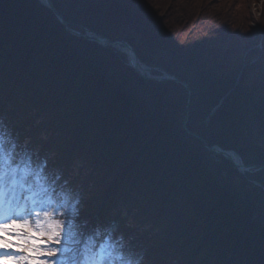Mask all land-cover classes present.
I'll return each instance as SVG.
<instances>
[{
	"label": "trees",
	"instance_id": "obj_1",
	"mask_svg": "<svg viewBox=\"0 0 264 264\" xmlns=\"http://www.w3.org/2000/svg\"><path fill=\"white\" fill-rule=\"evenodd\" d=\"M52 2L70 28L126 41L151 76L188 83L187 129L255 167L242 175L188 133L182 84L144 79L40 0H0L3 158L44 168L40 219L69 230L41 250L72 264L104 250L119 264H264V21L253 30L248 1ZM247 53L259 62L244 67Z\"/></svg>",
	"mask_w": 264,
	"mask_h": 264
},
{
	"label": "snow or ice",
	"instance_id": "obj_2",
	"mask_svg": "<svg viewBox=\"0 0 264 264\" xmlns=\"http://www.w3.org/2000/svg\"><path fill=\"white\" fill-rule=\"evenodd\" d=\"M13 163H10L7 158H0V165L11 167ZM17 199L14 189L0 191V233L8 234L14 228L27 229L30 235L23 236L22 239L27 242L29 247L26 248L22 244L10 242L4 237H0V240L4 241L0 248L6 250L12 246L15 251L22 253L16 255L15 252L0 251V264H40L36 257L45 254L48 256L57 254L54 249H48L46 252L41 250L40 244L44 238L60 243L62 237L68 239L69 230L67 226H62L53 221L47 213H45V218L40 219L37 223H34L32 219H26V217L31 216V211H21L16 203ZM18 220L23 221V223H17Z\"/></svg>",
	"mask_w": 264,
	"mask_h": 264
},
{
	"label": "clouds",
	"instance_id": "obj_3",
	"mask_svg": "<svg viewBox=\"0 0 264 264\" xmlns=\"http://www.w3.org/2000/svg\"><path fill=\"white\" fill-rule=\"evenodd\" d=\"M49 180H51V176L44 173L43 167L33 166L27 160L11 167L0 165V191L14 189L15 196L18 198L16 203L21 211L32 209L38 202V198L43 196L47 188L54 183L52 180L49 184ZM27 235H30L29 231L20 228L11 229L8 234L0 233V237L28 248L29 245L22 239L23 236ZM3 243L4 241L0 240V246H3ZM56 251L60 255L57 257L55 264H72V256L69 250L60 248ZM133 255H135L134 250ZM80 264H83V262L81 261Z\"/></svg>",
	"mask_w": 264,
	"mask_h": 264
},
{
	"label": "water",
	"instance_id": "obj_4",
	"mask_svg": "<svg viewBox=\"0 0 264 264\" xmlns=\"http://www.w3.org/2000/svg\"><path fill=\"white\" fill-rule=\"evenodd\" d=\"M45 6H47L49 9H51L55 15L58 17V19L63 23V25L66 27L67 31L75 36L78 37H84L85 39L89 40V41H93L96 42L98 44H100L103 47H112V48H118L120 49L122 52L126 53L128 55L129 58V65L136 71L138 72L144 79L147 80H154V81H158V82H168V81H172V82H176L178 84H182L187 90H188V94H189V102H188V107H187V112H186V117L183 123V127L188 131L189 134L191 135H195L197 138H199L200 140H202L204 142V144L208 147V149L213 152L216 155H222L224 157H226L228 160H230L231 162H233L235 164V166L238 168V170L240 171L241 174H244V172L246 170H250L251 168H254V166H246L244 165L241 161L240 163L236 162L234 155H236L239 159L240 157L234 152V151H227L222 149L221 147L218 146H209L206 141L199 135L189 131L187 129V123L189 121V105H190V96H191V89L188 83L181 81L179 78H177L176 76H172L170 74L164 73L163 76H159V77H153L150 75V72L153 70L152 68L146 67L143 64H141L137 53L135 52V50L133 49V47L127 43L126 41H119V40H110L108 38H105L97 33H93L90 30L86 31V34H82L81 32L75 31L72 28H70L68 22L64 19V17L58 12V10L56 9L54 3L52 2V0H40ZM134 57V59L132 60L131 57Z\"/></svg>",
	"mask_w": 264,
	"mask_h": 264
},
{
	"label": "rangeland",
	"instance_id": "obj_5",
	"mask_svg": "<svg viewBox=\"0 0 264 264\" xmlns=\"http://www.w3.org/2000/svg\"><path fill=\"white\" fill-rule=\"evenodd\" d=\"M247 1H248L247 7L249 8V12L251 15V27L253 28V30L259 31L260 29L259 25L261 23L263 26V21H264V0H247ZM262 40H263V36L261 39L258 40L256 45L253 46L251 49L254 50V47H257L259 48V50H261ZM248 53L244 57V61H243L244 67L247 65H253L259 62V58H257L255 55H250L251 53L248 55ZM4 153H5V150L0 145V158H3ZM44 208H45V203L43 202V196H41L38 198V202L30 210L31 216L26 217V219H32V217L33 219L34 218L40 219L42 217ZM17 223H23V221L18 220ZM0 251H4V249L0 248ZM5 251L8 252V250H5ZM81 261L83 262V264H119V263H114L112 261V258L107 253V250H104L97 255H94L92 252L86 253L85 255H82V257L79 260H77L75 264H80Z\"/></svg>",
	"mask_w": 264,
	"mask_h": 264
},
{
	"label": "bare ground",
	"instance_id": "obj_6",
	"mask_svg": "<svg viewBox=\"0 0 264 264\" xmlns=\"http://www.w3.org/2000/svg\"><path fill=\"white\" fill-rule=\"evenodd\" d=\"M99 45H100V44H99ZM106 48L115 49V48H112V47H106ZM131 58H132V60L134 59L133 56H132ZM234 158H235L236 162L240 163L241 160H240L236 155H234ZM246 171H250V170H246ZM246 171H245V172H246ZM239 172H240V171H239ZM245 172H244V174H245ZM242 175H243V174H242Z\"/></svg>",
	"mask_w": 264,
	"mask_h": 264
}]
</instances>
